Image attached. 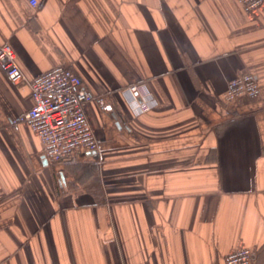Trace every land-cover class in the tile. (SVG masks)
Wrapping results in <instances>:
<instances>
[{"label":"crops","instance_id":"0c3cea01","mask_svg":"<svg viewBox=\"0 0 264 264\" xmlns=\"http://www.w3.org/2000/svg\"><path fill=\"white\" fill-rule=\"evenodd\" d=\"M24 73L78 74L105 107L99 151L59 160L15 115L33 104L0 67V264H264V4L0 0V44ZM253 71L261 92L225 101ZM153 106L136 112L122 90ZM150 94V95H149Z\"/></svg>","mask_w":264,"mask_h":264},{"label":"built area","instance_id":"2783aa9c","mask_svg":"<svg viewBox=\"0 0 264 264\" xmlns=\"http://www.w3.org/2000/svg\"><path fill=\"white\" fill-rule=\"evenodd\" d=\"M35 6L38 0H27ZM243 10L254 14L264 4V0H237ZM0 67L8 79L25 88L32 100V106L15 115L11 122H25L41 140L43 154L50 160H59L78 149L98 152L99 143L86 114V105L96 102L105 107L102 95L93 94L84 85L80 76L64 65H55L33 76H27L16 60L10 44H0ZM147 90L144 82L129 84L122 94L129 101L136 102V112L148 110L154 104L138 102L136 94ZM261 92L258 77L245 71L227 82L225 101H234L241 96L257 97ZM150 95V94H149ZM252 251L246 246H237L224 257L225 264H250Z\"/></svg>","mask_w":264,"mask_h":264},{"label":"trees","instance_id":"16d2710c","mask_svg":"<svg viewBox=\"0 0 264 264\" xmlns=\"http://www.w3.org/2000/svg\"><path fill=\"white\" fill-rule=\"evenodd\" d=\"M251 72H253V71H251ZM254 73V72H253Z\"/></svg>","mask_w":264,"mask_h":264},{"label":"water","instance_id":"95a60500","mask_svg":"<svg viewBox=\"0 0 264 264\" xmlns=\"http://www.w3.org/2000/svg\"><path fill=\"white\" fill-rule=\"evenodd\" d=\"M92 152H94V151H92Z\"/></svg>","mask_w":264,"mask_h":264}]
</instances>
